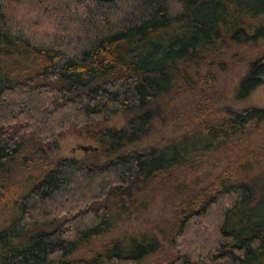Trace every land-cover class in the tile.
I'll use <instances>...</instances> for the list:
<instances>
[{
    "label": "trees",
    "instance_id": "trees-1",
    "mask_svg": "<svg viewBox=\"0 0 264 264\" xmlns=\"http://www.w3.org/2000/svg\"><path fill=\"white\" fill-rule=\"evenodd\" d=\"M260 15L264 0H0V264L139 263L163 240L120 224L148 208L156 181L224 150L238 153L209 180L174 183L166 264H264V145L240 147L264 106H224L161 146L128 150L163 96L210 77L206 50L264 41ZM261 56L234 101L263 83ZM116 115L123 123L108 124ZM68 134L96 148L50 158Z\"/></svg>",
    "mask_w": 264,
    "mask_h": 264
},
{
    "label": "rangeland",
    "instance_id": "rangeland-1",
    "mask_svg": "<svg viewBox=\"0 0 264 264\" xmlns=\"http://www.w3.org/2000/svg\"><path fill=\"white\" fill-rule=\"evenodd\" d=\"M28 6H30L29 9L35 10L33 5ZM24 9L23 5L16 11L24 12ZM21 14L23 20L28 19L29 22L33 20L35 13ZM255 19V21H264V15ZM36 29L39 30V35H43L39 28L36 27ZM262 52H264L263 40H260L256 45L233 43L222 54L218 51L208 52L206 50L198 58L199 71L203 75L211 74L210 77L200 79V76L197 75L194 80L179 83V91L163 96L161 99L163 110L159 117L153 121L148 132L128 150L145 151L153 146H161L173 137L193 129L199 121L208 117L220 116L224 106L236 109L251 104L264 106V75L263 83L252 92L248 99L234 101L232 97V88L245 74L248 63L260 57ZM261 57L264 62V56ZM122 123L123 119L119 115L108 121V124L116 126H120ZM81 144L95 145L93 141L79 138L75 134H68L60 140V148L52 151L49 157H80L84 152L79 147ZM263 145L264 124L253 137L242 142L240 147L252 150L256 146ZM237 153L224 150L219 154L218 160L201 166L193 172L178 171L175 178L168 179L164 176L161 181H156L157 191L148 208L135 213L130 220L122 222L119 226V230L137 229L155 232L163 240V248L160 251L146 256L137 264H166L171 258L174 250L170 249L168 243L169 226L172 211L178 202V198L173 195L174 183L183 180L191 183L194 181L203 183L209 180L212 174L226 166L229 161L235 159Z\"/></svg>",
    "mask_w": 264,
    "mask_h": 264
},
{
    "label": "water",
    "instance_id": "water-1",
    "mask_svg": "<svg viewBox=\"0 0 264 264\" xmlns=\"http://www.w3.org/2000/svg\"><path fill=\"white\" fill-rule=\"evenodd\" d=\"M79 147L82 148V149H84V150L95 149V148H96V146H94V145H92V144H88V145H86V144H81Z\"/></svg>",
    "mask_w": 264,
    "mask_h": 264
}]
</instances>
